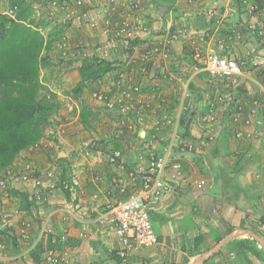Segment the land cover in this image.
Wrapping results in <instances>:
<instances>
[{
  "label": "built area",
  "instance_id": "1",
  "mask_svg": "<svg viewBox=\"0 0 264 264\" xmlns=\"http://www.w3.org/2000/svg\"><path fill=\"white\" fill-rule=\"evenodd\" d=\"M52 3L59 6L57 10L71 21L69 27L94 31L101 25L104 37L98 42L62 38L57 47L60 50L59 56L64 60L77 61L78 65L86 59L96 60L97 63L102 60L111 61L114 56L112 53L118 47L127 46L135 38L143 41L140 52H133V56L127 59L124 57V64L115 65L120 67L118 78L106 80L103 77L98 81L101 83L99 91L92 93L94 104L106 108L114 115L109 120L107 131L110 134L107 137L115 142L124 141L129 147V155L126 158L120 150L114 148L104 150L97 136L79 137L73 148L77 161L70 165L77 173L71 176V181L58 178L54 167L38 165L29 155V158L21 155L0 172V215L5 218V206L9 204L13 188L18 185L29 187V195L35 205L31 209L32 216H38L37 205L57 194H68L73 199H76L78 193L84 195V185L80 178L85 167L90 174L89 183L96 188L90 193L85 209L92 213L94 209H98L96 205H100L99 201H104V211L98 213L97 222L105 227L106 234L117 239V247H114L117 258L125 262L139 251L158 244V235L150 214L183 180L184 169L179 161L180 157L194 153L196 147L210 141V131L217 123L219 103L227 101L232 104L246 78V70L249 67L260 69L264 65V59L255 57L251 51H247L244 56L227 55L225 39L213 44L206 33L196 35L184 26L175 29L169 27L165 36L150 38V30H147L148 26L141 17L140 0L123 3V7L117 12L119 18L114 19L111 18V14L116 12L114 7L97 13L96 8H92V0H52ZM256 11L257 7L251 5L247 14L251 17ZM4 14L12 15L13 12L8 10ZM214 14L213 9L204 10V15L209 20ZM243 30L251 37L264 38V27L258 23L247 22L243 25ZM233 34L239 39L242 33L232 30L226 40H231ZM180 43L186 44V53L181 54L184 63L178 61L174 66L176 72L173 73L168 68V63L172 48ZM127 67L128 72L122 73ZM176 75L184 76V81L177 109L174 116L170 117L168 110L171 99L165 92L164 84L174 80ZM199 75H203L208 83L217 88L218 95L213 98L212 103H207L196 119L190 120L188 117L186 121L192 140H185L180 123L184 120V114L194 108L188 102L191 93L189 89L190 85L196 83L192 81ZM107 81L111 85L106 84ZM109 92L111 95L107 97ZM57 96L63 106L61 115L64 117L54 130L59 147L64 143L66 128L78 121L83 101L61 93ZM244 106L238 104L233 108V119L241 118V127L234 131L235 139L257 140L260 145L264 144V102L253 101L246 106L247 114L243 116ZM72 110L76 111L75 116L67 115ZM194 123L200 127L196 130V135L192 132ZM49 147H52V141L40 139L27 153L48 150ZM103 162L113 168L115 175L101 190L99 186L105 178L98 171L97 165ZM199 185H204V181H199ZM1 221L6 226L5 220ZM29 226V222L20 221L19 243L23 244L24 241L28 245ZM45 235L51 237L54 245L58 238L61 242L67 240L68 229L62 227L60 233H57L46 222H42L38 237L30 243L28 251L33 250ZM5 249L6 242L0 237V264H18L17 258L1 259ZM44 261L47 264H70L66 259H58L53 249L45 253Z\"/></svg>",
  "mask_w": 264,
  "mask_h": 264
},
{
  "label": "crops",
  "instance_id": "2",
  "mask_svg": "<svg viewBox=\"0 0 264 264\" xmlns=\"http://www.w3.org/2000/svg\"><path fill=\"white\" fill-rule=\"evenodd\" d=\"M126 1L92 0V8H96V11H98L99 7L103 10L111 6L115 9H121L123 3ZM140 2L143 14L150 18L149 20L144 19V21H148V25H152L153 22L154 27L158 30L156 32V35L159 34L158 37L150 36V38L155 39L165 36L166 30L169 27L175 29L179 26H184L196 35L206 33L205 35L211 38L213 44L218 40L225 39L227 55L244 56L247 51H251L255 57L264 59V38L251 37L243 30V25L247 22H255L264 27V0H198V2L191 3H188L187 0H140ZM253 2H256L254 5L257 7V13L250 17L247 14V10L249 6L253 5ZM249 3L252 4L248 6ZM206 8L214 9L213 12L215 14L210 20L204 15ZM98 29H100V34L97 32ZM98 29L92 31L93 38L90 37L91 39L88 41L98 42L104 39L101 25ZM232 30L236 32L241 31V37L238 39L233 34L231 40L227 41L226 37L228 34L229 36L231 35ZM87 33L86 31V35L89 36ZM185 47L186 44L180 43L174 45L172 48L170 62L168 63L170 70H176L175 64L179 62L184 63L181 54L182 52L186 53ZM263 70L264 65L260 69L249 67L246 70V78L234 96L232 104L227 103L232 110L238 104L245 105L244 116L247 114L246 106L250 105L253 101L264 102ZM70 74H73L72 70ZM183 77L176 75L174 80L164 84L166 85L165 92L169 94L171 99L168 110L169 114L177 109V105L174 106L173 104L175 102L179 103V93L184 81ZM198 81L199 76L192 82ZM77 82L75 77L70 76V78L66 79V83L63 84L62 90L73 89ZM49 88L50 92H58L51 87ZM229 112H231V109ZM232 119L233 117L230 118L229 115L226 118V122L233 123ZM73 128L75 127L70 126L66 128L65 135L63 136L64 143L59 147H57L55 133L52 131V137H48V141H52V147H49L48 150L25 154L29 155L30 159L34 160L38 165H42L45 160L54 159L53 155H55V161L58 165L63 163L70 167L71 174L64 178V180L71 181L72 175L77 173L70 166L73 162L77 161L76 155L73 152L74 145L77 138L89 135L80 131H74ZM76 129L83 130L80 126H77ZM192 132L195 135L198 133L195 129ZM93 134L90 135L95 136ZM97 138L102 142L104 150L108 151L111 148L118 149L122 155L128 158L129 147L124 141H112L107 135ZM246 142H248L246 145L242 147L236 145L234 151L224 153L226 157L222 153L219 157V149L215 148L208 155V160L205 161L207 166L204 170L206 171L205 177L207 181L202 179V176L197 175V172H199L197 167H189L187 164H184L188 155L180 157L179 161H181L184 169L183 180L166 200L156 205L154 211L150 214L158 235V244L152 248L139 251L128 264H190L196 261L200 255L213 249L217 245L216 241L218 239H220L218 242L220 243L230 232L235 230H248L261 236L264 242V223L261 220L262 216H264V144L260 145L257 140ZM196 153L199 154V151L197 150L191 155L195 157L197 156ZM216 154V161L212 160L211 155ZM60 158H63L64 161L58 160ZM242 160L244 161L243 163L236 164V161L240 162ZM97 168L105 178L99 186L103 190L115 173H113V168L104 162L98 164ZM83 170L80 181L84 185V195L78 193L76 199H73L68 194H57L47 202L45 201L37 205L36 214H38L39 220H42L43 223L46 222L47 226L56 232L62 227L68 229L69 238L63 243V251L65 250L64 252L72 255L70 256L71 264H117L118 261L108 253V249H103L101 252L99 248H93L90 245L86 246L81 240L77 239V237L83 236V234L85 236V233L89 232H95L96 236L97 232L103 233V239L107 238V236L109 237V234L105 235V227L97 222L98 213L104 211V201L100 200V205H96L98 209H94L92 213L85 209L90 193L94 192L96 188L89 183L90 174L87 169L83 167ZM202 180L204 181V185L206 184L207 186L199 185V181ZM17 187L19 188L15 189ZM15 188L12 190L13 200H11L15 201L16 205L14 204V207H16V210L22 213L26 211L22 208L23 194L30 196L29 187L18 185ZM189 201L193 205V210L197 212L198 216L196 219L195 215L193 216V210L189 208ZM8 206H5V218L0 215V221L1 219L6 222L10 221L8 219L9 213L7 212ZM33 207H35L34 203L29 206L30 211L28 210L27 212H31ZM208 217H210V222L209 219L206 220ZM194 222H197L198 225L197 238L203 237L199 243H196L195 239L189 242L193 236V233L189 232V229L194 225ZM229 229L231 231L227 232ZM13 231H15L13 226L6 225L1 236L2 239ZM238 238L236 239L239 240ZM49 239L51 237L47 235L46 242ZM203 239L204 243H202ZM4 241L6 242V240ZM110 244L111 248L113 246L117 247V239L112 237ZM188 244H191L190 249L192 250L187 248ZM225 244L219 250L221 251L220 255H216L214 258L211 256L201 264H210L211 259L220 260V257L225 256L228 251ZM17 246L9 245V249L12 248L14 250L12 256L7 252L8 249L3 253L1 259L10 260L18 258L21 253L20 250L16 253L17 250L15 249ZM54 248L51 249L54 250ZM185 248L188 249V253L183 252ZM206 248L210 249L205 251ZM110 250L112 252L113 249ZM183 259L188 260L187 263H183Z\"/></svg>",
  "mask_w": 264,
  "mask_h": 264
},
{
  "label": "trees",
  "instance_id": "3",
  "mask_svg": "<svg viewBox=\"0 0 264 264\" xmlns=\"http://www.w3.org/2000/svg\"><path fill=\"white\" fill-rule=\"evenodd\" d=\"M35 1H37L35 4L38 8V17H40L37 20L31 16L33 12L31 10L33 1L31 2V0L30 2L28 0L29 3H26L25 0H9L8 10H12L13 14L7 15L0 12V172L11 165L21 153V155L27 153L34 143L45 137L46 122L58 126L62 122L61 119H64L61 115L63 106L57 99L58 93L50 92L48 87L42 85L39 75L41 60L43 63L49 64L47 52L62 39V28L71 25V21L69 24L58 23L61 28L56 33V37L60 34L59 37L56 38L52 31L47 34V39L42 37L39 28L44 27L42 23L55 20L54 13L57 12L59 6H54L52 0ZM54 1L56 2V0ZM118 9L115 14H111V18H119ZM138 40L135 38L130 40L127 46L118 47L112 53L114 56L111 61L102 60L97 63L96 60L86 59L78 65L76 68L78 83L73 89L61 92L63 96H72L83 101L77 124L74 123V126L79 125L82 129L94 126L92 123L96 120L98 112L93 109L92 93L98 92L101 88V83L98 81L103 77H106V80L118 78L120 67L115 65L124 64L122 62L124 57L127 59L133 56L132 46ZM170 71L176 72V70ZM127 72L128 67L122 70V73ZM106 84L111 85V82L107 81ZM110 95L111 92L107 97ZM75 114V110L67 113L69 116H75ZM182 123L184 124V120ZM235 129H233V136ZM183 130L184 139L192 140L186 124ZM25 156L27 155L25 154ZM27 158L29 157L27 156ZM58 160L64 161L63 158ZM31 198L23 194V210H29V206L33 203ZM261 220L264 223V216ZM230 231L231 229L227 232ZM14 232L18 236L17 230ZM0 234H3V230L0 231ZM202 238L195 239L196 243H199ZM254 242L250 239H241L225 244L227 250L236 252L234 264H253L248 253L256 259L264 260V252L252 245ZM37 246V248L40 247V245ZM51 248L53 245L49 239L44 246V252ZM220 254L221 251L212 258ZM32 257L33 261L38 263L35 253L32 254Z\"/></svg>",
  "mask_w": 264,
  "mask_h": 264
},
{
  "label": "rangeland",
  "instance_id": "4",
  "mask_svg": "<svg viewBox=\"0 0 264 264\" xmlns=\"http://www.w3.org/2000/svg\"><path fill=\"white\" fill-rule=\"evenodd\" d=\"M33 1V2H32ZM128 1V0H127ZM8 2L9 0H0V12H6L8 11L9 7H8ZM26 3H29L28 0H25ZM32 4L30 9L33 11L31 13V16L33 18H35L36 20L39 19L40 17H38V8L36 6V2L35 0H31ZM254 3V2H253ZM252 4L249 3L248 6ZM106 9V8H105ZM104 10V9H103ZM102 9H100V7L98 8L97 13H100L101 11H103ZM214 10V9H213ZM17 12V11H16ZM145 13V12H144ZM55 14V20H51L49 23H42V25L44 27H40V34L42 35V37L47 39V34L52 31L53 35L56 37V33L59 32L58 30L61 28L60 25H58V23L60 24H69L70 20L68 18H66L67 16L65 14H63L61 11H59V9L57 10V12L54 13ZM141 16L143 19H150L148 18V16L143 14V11H141ZM14 17V16H13ZM148 23V21H146V24ZM46 24V25H45ZM70 25L63 26V33H62V37L61 38H70V39H80V37H82V40H89L91 39L90 37H92V31L91 30H87V29H73L71 27H69ZM147 30H150L151 33V37H155L156 36V32H158V30L154 27L153 22L152 25H148L147 24ZM73 31V32H72ZM86 31L88 32L87 34L89 36L86 35ZM99 34L100 29H98L97 31ZM60 34L57 35V37H59ZM158 35V34H157ZM149 36V37H150ZM56 37V38H57ZM72 37V38H71ZM93 38V37H92ZM98 38V37H97ZM59 42H57L55 44V47H53V49H51L50 51L47 52V54L49 55V64H46L45 62L43 63L41 60V65H40V75H39V80L40 83L42 85H45L46 87H51L52 89H55V91H58L56 93L60 94L62 92V88H63V84L66 83V79L70 78V76L75 77V80H78V74H77V70L75 68L78 67V62L77 61H67L62 59L59 55V51L57 44ZM132 52H140L142 50L143 47V41L138 40V42L132 46ZM42 59V57H41ZM73 72V74H70V72ZM78 83V82H77ZM193 87L189 89V91L191 92L188 99L191 103V106L194 107L192 109L189 110L188 113L184 114V124L180 123V125L184 128L185 124L187 126H189L188 123H186L185 120L188 119V117L192 120L196 119V117L198 116V114H200L201 112L204 111V109L207 106V103L210 102L212 103L213 98L215 96L218 95V91L217 88H214L210 83L207 82V78H205L203 75H199V81L196 82L195 84H192ZM50 89V88H49ZM93 105V109H96L95 111H97L98 115L96 120L92 123L94 124V126H89L86 129L83 130H78L76 129L77 126L79 127V125H72L71 127H75L73 128L74 131H80L82 133H86V134H92L97 136V137H101V136H106L110 133H108L107 131V127L109 124V120L111 117H113L114 115L111 114V112L107 111L106 108L103 107H99L96 106V104L92 103ZM174 106L177 105V102H175L173 104ZM170 106V105H169ZM231 109V112H229V110ZM193 112V114H191ZM229 112V113H228ZM175 114V110L169 115L170 117H173ZM230 115V118L233 117V110L230 106L225 105V103H219L218 105V116H217V123L215 124V126L212 127L211 131H210V141L208 140L207 143L204 142L203 146L200 145V147H196V149H198L199 154H197V156L193 157L191 154L188 155L184 161V164H187L189 167H197V169H199V172H197V175L202 176L201 178L206 180L205 174L206 171L204 170V168L207 166L205 161L208 160V155L210 153H212L214 151V149H219L218 155L220 157L221 153L222 154H226V153H230L229 151H234V148L236 145H240L241 147L243 145H246L248 142H246L245 140H237L235 139V137L233 136V129L234 128H238L241 126V118H238L236 120L232 119L233 123H227L226 122V118L227 116ZM54 121L56 122V120L54 119ZM173 122V119H172ZM193 129H197L199 130L200 127L199 125L197 126L196 123H194ZM56 129L55 126L52 125V123L50 122H46L45 124V137L43 138L44 140L47 139L48 137H52V131H54ZM48 140V139H47ZM250 144V143H249ZM22 154V153H21ZM21 154L18 157H21ZM224 154V156L226 157V155ZM51 155V154H50ZM216 155H211L212 160L216 161ZM17 157V158H18ZM54 159L52 160H45L44 163L42 164V166H52L56 169L57 173H58V178L60 179H64L67 176H69L71 174V169L69 170V166L68 165H64L63 163L58 165V163L55 161V155H53ZM43 158V157H42ZM244 161H236V164H241ZM252 162V161H250ZM61 163V162H60ZM222 163V162H221ZM206 169V168H205ZM207 181V180H206ZM204 186H207L206 184ZM19 187H17L16 189H18ZM206 189V188H205ZM11 199H12V195H11ZM10 199L9 201V206L7 208V212L8 214V219L10 220L9 222H6V225H11L13 226V229L17 230L20 228V221H25V222H29L30 226L28 228V234H29V242L28 245L26 244V242L22 241L23 244H19L18 245V239H20V236L13 231L12 233H10L9 235H7L5 238H3L4 240H6V249L4 250V252L6 250L9 249V245H15L17 246V248L15 250H17L16 253H18V250H20L21 255L17 258L18 264H47L46 261H44L45 259V252H44V246L46 244V237L47 235H45L41 241L39 242L38 245H40L39 248H34L31 251H28V246L30 245V243L32 241H34L35 239H37L38 237V233L39 230L41 228L42 225V220H39V216H32V212H27V211H23L22 213L20 212H16V207H14L15 201H12ZM11 202V203H10ZM189 204V208L191 210H193V205H191V202H188ZM16 205V204H15ZM197 207V206H195ZM37 210V207H36ZM30 211V210H29ZM186 213V212H185ZM188 213V212H187ZM197 212L193 210V216L195 215V219L198 216L196 214ZM206 219V218H205ZM209 219L210 222V217H208L206 220ZM5 224V223H4ZM188 226V225H187ZM195 226V228H194ZM6 226L3 225V222L0 221V231H4ZM188 228V227H186ZM194 230V231H193ZM198 231V225L197 222H194V225H192V227L189 229V232L193 233V236L191 237L189 242H192L194 239H196L198 236L196 235ZM57 233H60V229L59 231H57ZM210 233V231H209ZM208 234V233H207ZM103 233L97 232V236L95 234V232H89V233H85V236L83 234V236H79L77 237L78 240H81V242H83L86 246L90 245L93 248H99L102 252L103 249H108V253H110V255L112 257H114L118 263L117 264H128L131 259L133 258V256H130L127 261L123 262L121 260H119L117 258L116 252L114 250V246L113 248H111V244H110V240L112 239V235H109V237L107 236V238L102 237ZM106 235V233H105ZM257 235V234H256ZM2 236V234H0V237ZM261 240H263V238H261V236L257 235ZM2 238V237H1ZM69 238V234L68 237ZM239 240L241 239H250L252 241H254L251 237L249 236H241L238 238ZM107 240V243H106ZM237 240V239H234ZM66 242V241H65ZM63 243L59 241V238L56 240L55 244L53 245L55 254L57 255L58 259H66L68 262H70V253L67 254L66 252L63 251L64 247H63ZM202 243H204V239L202 241ZM217 244V243H216ZM214 244V245H216ZM213 245V246H214ZM252 245L256 246L258 249H261L263 251L262 248H260V245L255 241ZM191 244H188L187 248L189 250L191 247ZM185 248V250L183 252H187L188 253V249ZM113 249L112 252H110ZM210 248H206L205 251H208ZM13 249H9L7 252L9 254H13ZM27 251V252H26ZM190 252V251H189ZM264 252V251H263ZM35 253V255L38 258V263H35L33 261V257L32 254ZM236 252L234 250H228L227 254L225 256L220 257L219 259H211L210 260V264H234V258H235ZM9 256V255H8ZM214 256V255H213ZM212 256V257H213ZM249 258L251 259L253 264H264V260H260V259H256L254 258V256H252V254L248 253ZM186 259H183V263H187ZM139 264H144V263H139Z\"/></svg>",
  "mask_w": 264,
  "mask_h": 264
},
{
  "label": "water",
  "instance_id": "5",
  "mask_svg": "<svg viewBox=\"0 0 264 264\" xmlns=\"http://www.w3.org/2000/svg\"><path fill=\"white\" fill-rule=\"evenodd\" d=\"M242 235H248L249 237H251L254 241H256L261 248L264 251V242L254 233L248 231V230H235L230 232L220 243H217V245L209 250L207 253L200 255L196 261H194L193 263L190 264H201L203 263L206 259L210 258L211 256H213L217 251L220 250V248L227 242H230Z\"/></svg>",
  "mask_w": 264,
  "mask_h": 264
},
{
  "label": "clouds",
  "instance_id": "6",
  "mask_svg": "<svg viewBox=\"0 0 264 264\" xmlns=\"http://www.w3.org/2000/svg\"><path fill=\"white\" fill-rule=\"evenodd\" d=\"M224 103H225V105H226L228 102L226 101V102H224ZM222 104H223V103H222ZM193 112H194V111H192L191 114H193ZM190 120H191V119H190ZM185 121H186V120H185ZM186 123H187V121H186ZM190 129H191V128H190ZM195 130H197V129H195ZM188 131H189V126H188ZM197 150H198V149H196V151H197ZM196 151H195V152H196ZM195 152H194V153H195ZM260 248H261V246H260Z\"/></svg>",
  "mask_w": 264,
  "mask_h": 264
}]
</instances>
